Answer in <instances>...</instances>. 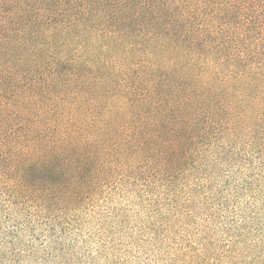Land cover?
<instances>
[{
    "label": "trees",
    "instance_id": "obj_1",
    "mask_svg": "<svg viewBox=\"0 0 264 264\" xmlns=\"http://www.w3.org/2000/svg\"><path fill=\"white\" fill-rule=\"evenodd\" d=\"M235 175L264 182V0H0V248Z\"/></svg>",
    "mask_w": 264,
    "mask_h": 264
},
{
    "label": "rangeland",
    "instance_id": "obj_2",
    "mask_svg": "<svg viewBox=\"0 0 264 264\" xmlns=\"http://www.w3.org/2000/svg\"><path fill=\"white\" fill-rule=\"evenodd\" d=\"M243 175L233 176L224 197L191 202L153 203L115 189L64 218L71 225L54 229L46 251L0 248L4 264H264V182L237 196ZM34 236L36 245L44 240L41 231Z\"/></svg>",
    "mask_w": 264,
    "mask_h": 264
}]
</instances>
